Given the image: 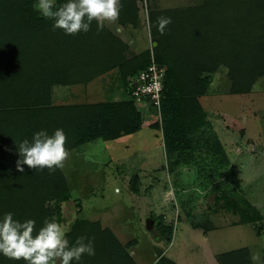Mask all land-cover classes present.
<instances>
[{
	"label": "trees",
	"instance_id": "1",
	"mask_svg": "<svg viewBox=\"0 0 264 264\" xmlns=\"http://www.w3.org/2000/svg\"><path fill=\"white\" fill-rule=\"evenodd\" d=\"M36 2L0 0V219L11 212L21 222L35 220L39 228L45 219L61 223V203L71 198V191L61 169L39 171L23 165L24 172L17 171V146L24 139L31 141L40 130L51 135L63 129L69 151L95 139L116 140L138 132L143 115L129 84L130 78L145 68L141 56L148 60L150 50L132 53L108 27L97 32L95 21L88 33L67 35L63 30H53V22L34 7ZM65 2L57 0V4ZM142 2L121 0L118 24L137 27ZM146 7L148 25L149 20L152 23L151 43L155 42L152 54L166 72L158 118L151 128L162 132L168 157L178 159L180 151L206 147L204 158L210 168H204L219 173L203 185L204 192L213 191V214H234L237 218L231 224L255 225L264 234V225L258 224L264 215L242 195L224 145L200 101L210 88L212 76L220 70L231 71V94L248 93L254 81L264 75V0H203L198 5L165 9L147 0ZM159 16L172 19L164 35L155 26ZM113 70L118 73L122 99L52 102L55 86L87 85ZM144 99L149 100V96ZM201 170L199 166L200 175ZM139 179V174L134 176L136 189ZM173 187L178 208L175 221L180 222L184 214H194L195 201L187 185ZM149 216L159 237L171 243L173 222L166 224L163 214L150 212ZM206 219L197 221L193 215L188 220L205 234L202 226ZM79 236L94 238L95 255L82 256L78 264H136L129 249L137 241L122 243L99 220L76 219L68 239L74 242ZM162 253L153 264H177L165 256L167 251ZM251 257L248 247L215 254L218 264H254ZM0 264L25 262L0 254Z\"/></svg>",
	"mask_w": 264,
	"mask_h": 264
},
{
	"label": "rangeland",
	"instance_id": "2",
	"mask_svg": "<svg viewBox=\"0 0 264 264\" xmlns=\"http://www.w3.org/2000/svg\"><path fill=\"white\" fill-rule=\"evenodd\" d=\"M150 2L165 9L198 5L203 0ZM142 3L137 27H122L117 21L105 22V26L135 54L152 50L151 46L155 44L151 43L149 35L147 0ZM141 59L146 64L147 58L141 56ZM117 76V71L113 70L87 85L55 86L52 102L75 104L120 100ZM230 78V70L223 69L214 74L208 92L200 101L224 145L242 195L264 215V75L243 94L228 92ZM135 104L143 115L142 128L138 132L116 140L95 139L69 151L61 171L71 198L61 203V223L71 230L76 219L99 220L103 227L115 230L124 244L136 240L129 249L136 264H153L166 251L165 256L177 264H218L215 254L241 247H248L251 256L258 252L264 264L263 231L251 224H231L237 218L234 214L212 212L213 191L204 192L203 185L219 173L208 171L209 162L204 158L206 147L201 148V145L180 151L182 154L178 159L168 157L162 132L151 128L158 118L156 110L144 101H135ZM199 166L203 167L201 175L197 171ZM138 174L141 182L136 189L133 179ZM194 181L203 183L193 185ZM177 184L187 185L188 193L195 201V210L191 211L194 214H184L180 222L175 221L178 208L171 190ZM150 212L155 216L163 214L166 224L173 222L171 243L159 237ZM193 215L197 221L206 216L202 226L207 230L205 234L202 229L190 225L188 219ZM258 224L264 225V218Z\"/></svg>",
	"mask_w": 264,
	"mask_h": 264
},
{
	"label": "clouds",
	"instance_id": "3",
	"mask_svg": "<svg viewBox=\"0 0 264 264\" xmlns=\"http://www.w3.org/2000/svg\"><path fill=\"white\" fill-rule=\"evenodd\" d=\"M34 7L43 18L53 22V30L76 35L91 31L93 21L97 32L103 30L105 22L115 23L123 5L121 0H66L60 4L57 0H37ZM171 23V17L159 16L155 26L164 35ZM151 27L149 20V30ZM66 143L63 129H56L51 135L46 130L35 132L31 141L24 139L17 146L20 159L16 160V170L23 173V165L39 171L62 169L70 155ZM69 231L65 224L49 219L37 228L35 220L21 222L8 212L0 219V254L25 264H72L73 261L78 264L82 256L95 255L94 238L79 236L70 242ZM251 258L256 264H262L258 252Z\"/></svg>",
	"mask_w": 264,
	"mask_h": 264
},
{
	"label": "built area",
	"instance_id": "4",
	"mask_svg": "<svg viewBox=\"0 0 264 264\" xmlns=\"http://www.w3.org/2000/svg\"><path fill=\"white\" fill-rule=\"evenodd\" d=\"M165 74V69L155 62L150 48V57L145 68L138 75L130 78L129 88L135 100L147 102L153 109L159 111V97ZM146 95L149 96V100L145 101L144 96Z\"/></svg>",
	"mask_w": 264,
	"mask_h": 264
},
{
	"label": "crops",
	"instance_id": "5",
	"mask_svg": "<svg viewBox=\"0 0 264 264\" xmlns=\"http://www.w3.org/2000/svg\"><path fill=\"white\" fill-rule=\"evenodd\" d=\"M53 93H54V97H55V89L53 90ZM112 229V228H111ZM113 230V229H112ZM113 232L115 233V230H113ZM116 234V233H115ZM117 235V234H116ZM118 237V236H117ZM118 239L120 240V241H122L119 237H118ZM123 243V242H122Z\"/></svg>",
	"mask_w": 264,
	"mask_h": 264
},
{
	"label": "water",
	"instance_id": "6",
	"mask_svg": "<svg viewBox=\"0 0 264 264\" xmlns=\"http://www.w3.org/2000/svg\"><path fill=\"white\" fill-rule=\"evenodd\" d=\"M155 45V44H154Z\"/></svg>",
	"mask_w": 264,
	"mask_h": 264
}]
</instances>
